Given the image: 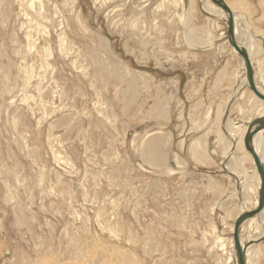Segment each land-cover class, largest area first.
I'll list each match as a JSON object with an SVG mask.
<instances>
[{
	"label": "rangeland",
	"instance_id": "1",
	"mask_svg": "<svg viewBox=\"0 0 264 264\" xmlns=\"http://www.w3.org/2000/svg\"><path fill=\"white\" fill-rule=\"evenodd\" d=\"M49 1L54 5L46 9L47 19L24 3L20 8L17 0H9V8L0 5L8 15H0V264H122V249L136 257H128L129 264H227L213 238L229 232L244 204L224 165L219 135L226 137V119L253 118L251 94L245 86V99L236 94L221 117L224 106L193 105L197 93L207 102L204 93L223 76L219 70H231V62L235 82L241 76L238 56L222 42L224 22L202 9V0H76L72 6ZM223 1L234 9L231 0ZM243 1L253 20L264 15L256 0ZM190 13L193 27L186 21ZM77 14L89 33L80 32ZM63 18L70 24L68 47L74 49L60 55L56 35ZM210 20L218 27L211 28ZM187 25L203 30L197 40L209 39V33L215 40L192 46ZM253 25L264 31V19ZM43 28L51 35L49 57L41 50ZM28 30L38 41V54L24 50ZM252 32L262 48L264 34ZM202 50L226 54L214 59L216 52L196 53ZM261 59L264 52L254 62ZM111 64L128 70L113 76ZM130 72L143 73L146 82ZM148 134L161 141L165 165L160 168L145 167L139 157ZM196 140L205 152L193 150ZM49 141L67 163L54 160ZM244 166L250 174L254 164L246 159ZM246 194L254 199L253 192ZM18 203L28 222L23 227L13 215ZM248 234L258 237L245 227L242 236ZM260 242L255 264H264V237ZM232 250L227 247V254Z\"/></svg>",
	"mask_w": 264,
	"mask_h": 264
},
{
	"label": "bare ground",
	"instance_id": "2",
	"mask_svg": "<svg viewBox=\"0 0 264 264\" xmlns=\"http://www.w3.org/2000/svg\"><path fill=\"white\" fill-rule=\"evenodd\" d=\"M181 2V0H178V2ZM202 9H204L206 12L213 14L215 17H217L219 20H221L222 22L225 21V14L218 9L215 5H213L209 0H202ZM223 1V0H222ZM64 4L66 5V3H70V5L72 6L76 0H63ZM225 3V5L229 8L231 14H232V18H233V23H234V36H235V40L237 43L241 44L245 50L246 53L248 55V58L250 60L251 66L253 68V72H254V76H253V81L258 89L259 92L264 93V77L262 75H264V59H261L259 61L254 62V58L261 54L262 52H264V46L261 48L259 46V43L261 41H258L255 38H252L254 35L250 34L249 32V26H248V21L246 16H244L243 14H239V13H235L233 12L235 9H232L229 7V5L226 4L225 1H223ZM1 3L4 5H8L9 8V0H0V5ZM25 4L28 8L30 9H34L36 12L38 13V16H41L43 19H47V12L46 9L48 8L49 5H54L52 4L49 0H17V4L18 6L21 8L22 4ZM2 7V6H1ZM188 7V6H187ZM234 7V6H232ZM6 8V9H8ZM55 9L56 6H54ZM205 12V14H206ZM188 13V12H187ZM186 14V13H185ZM0 15L3 17H7L8 15L6 13H2L1 9H0ZM191 13L188 14L186 16V21L187 23L191 22L190 18H191ZM213 16V17H214ZM27 17V16H25ZM40 17V18H41ZM188 17V20H187ZM212 18V17H211ZM50 19V18H49ZM76 25L79 28L80 32H88L89 28L86 27L85 24H83V21L80 19V15L77 14L76 15ZM260 19V18H259ZM28 21V20H27ZM52 22V21H50ZM42 23V21H41ZM45 23V22H44ZM210 23V27L214 29V27H218V25L216 24V22H214L213 20L209 21ZM49 24V23H48ZM225 24V23H224ZM45 25V24H44ZM58 25V24H57ZM191 27H193L191 25V23L189 24ZM188 26V25H187ZM190 26H188V30H187V34H188V41L191 43L192 46H199L197 44H202L203 42H212L214 39V37L211 35V33H209V39H205L200 41L199 39L197 40V37H195V35H199L202 33V31H200V29H194L191 28ZM59 30L60 33L58 35H56L57 37V43H58V53L60 55L65 54L69 51L72 52V50L74 48H70V46L68 47V33H66V31L69 29L70 30V24L68 22V20H64V18L59 21ZM190 27V28H189ZM30 28V27H29ZM46 28V27H45ZM45 28L42 29V34H41V39L43 42V47L41 48V50L44 52L46 57H49V55H52V49L50 47V43H51V35L49 34V32H47L45 30ZM31 30V29H30ZM56 30V29H55ZM258 30V29H257ZM39 31V30H38ZM41 31V30H40ZM206 31V30H205ZM89 33V32H88ZM226 35V33H225ZM25 46H24V50L26 51V54H38L39 52H37V45L36 43H38L37 39H35L34 35L28 30L25 32ZM100 41L104 42L105 44H107L105 41H103L102 39H100ZM223 43H228L226 41V39H224L222 41ZM261 44V43H260ZM73 47V46H72ZM97 49V48H96ZM196 49V48H195ZM100 50V49H98ZM232 53L235 56H238L237 53L233 50V48L231 47ZM101 51V50H100ZM105 51V50H104ZM78 53V52H77ZM95 54V53H94ZM100 54V53H99ZM28 56V55H27ZM92 56V54H91ZM101 56V55H100ZM45 57V58H46ZM79 57V56H78ZM93 57V56H92ZM115 57V56H114ZM40 58V57H39ZM239 58V57H238ZM49 60V59H48ZM100 60V59H99ZM239 61L241 62L240 64V68H241V76L240 73L237 76V78H239V81L237 79V85L234 92V96L236 94H238V99H243L246 95V89H244L245 87V80H244V68H243V63L241 61V59L239 58ZM113 63V62H112ZM256 63V64H255ZM96 64V63H95ZM117 65V64H116ZM42 66V65H40ZM76 66V65H75ZM103 66V67H102ZM120 66V65H119ZM100 67V66H99ZM101 69V73L105 72L106 70V66L104 67V65H101L100 67ZM109 71L110 74H112L113 76H119L122 75V73L125 71L127 72V70H123L122 67H118L115 66L114 64L109 65ZM81 71V70H80ZM86 72V71H85ZM83 73V72H82ZM81 73V74H82ZM129 74L131 75H136L140 80L142 79L143 82L145 81V77L144 74L142 73H133L130 72ZM83 75V74H82ZM101 75V74H100ZM111 75V76H112ZM31 76V75H30ZM123 76V75H122ZM135 76V77H136ZM146 76V75H145ZM86 77V76H85ZM28 79L30 80V77H28ZM27 79V80H28ZM86 79V78H85ZM135 79V78H134ZM137 79V78H136ZM119 82L121 81V78L119 77L118 79ZM89 81V80H88ZM91 82V81H90ZM95 82V81H94ZM235 82V83H236ZM117 87V86H116ZM128 91L131 92V85L128 84ZM243 87V90L239 92V89ZM247 87V86H246ZM117 89V88H116ZM118 92V91H116ZM54 94V93H53ZM128 94V93H127ZM250 98H249V112L251 115H253V118H248L247 120H245V122L243 123H239V122H230L229 120L226 119L225 124H224V129L223 132L225 133L222 136L221 134L219 135L220 138V143L223 146V157L226 158L228 161H226V163L224 164L225 167H227V170L229 172H231V174L235 177V185L236 182L238 184V189L240 187V191L241 194L243 196V203L242 205H246V206H242L241 210L239 211H248V210H252L255 208L256 204H257V186H258V177L256 174V170L255 167L252 168L251 173L249 174V172L245 169L244 163L246 161V159H249L251 164H253L252 161V157L251 155L246 152V150L243 149V136L245 134L247 125L255 118H259V117H264V101H261L259 99H257L253 93L251 91H249ZM27 99V98H26ZM29 99V98H28ZM245 99V98H244ZM100 102V101H99ZM102 103V102H101ZM156 103V102H155ZM232 104V103H231ZM230 104V107H231ZM240 105V104H239ZM101 106V105H100ZM236 106V105H235ZM97 107V106H96ZM154 107H159V103H156L154 105ZM237 112L239 114L243 113V109L240 106H237ZM103 108V107H102ZM226 107H223L220 114V117L223 115L224 111H225ZM229 109V107H228ZM103 110V109H102ZM165 110V109H164ZM159 114L161 115V113H163V109L158 110ZM166 112V111H164ZM103 116V115H102ZM113 116V115H112ZM111 116V117H112ZM115 118V116H113ZM51 126V125H50ZM49 126V127H50ZM223 133V134H224ZM57 139V138H56ZM232 141V142H231ZM137 142V141H136ZM51 143V144H50ZM49 148L51 150V153L54 157V160L57 163H67V160L63 157L64 153L61 154V152L59 150L56 151V148L54 147L53 149V142L49 141ZM161 144V141H159L158 138L154 137L153 134H148L144 139H143V143H142V147H141V151H140V155L139 157L141 158V161L143 162V165H145V167L147 166L150 169H156V168H160L161 166L165 165V156L159 152L158 150V146ZM205 144H203L201 141L196 140L194 142V146H193V150L197 152L201 151V152H205L206 148L204 146ZM252 146L253 149L255 151V153L257 154V156L259 157L261 163L263 164V169H264V162H263V146H264V131L258 132L252 140ZM89 152V151H88ZM91 154V153H90ZM51 155V156H52ZM86 157V156H85ZM71 163V161H68ZM176 163L179 164L180 160H176ZM176 166V165H175ZM177 167V166H176ZM181 167V166H179ZM54 170V169H53ZM5 171V170H4ZM167 175H173L174 172L172 170H168L166 172ZM247 175H250L247 179ZM166 176V175H165ZM45 182V181H44ZM257 183V185H256ZM4 184H7V182H4ZM256 185V186H255ZM85 186V185H84ZM43 187V186H42ZM48 187V185H46V188ZM45 189V188H44ZM51 189V188H50ZM48 190V189H47ZM49 192V191H48ZM247 192H253L254 194V199L251 200L248 196H247ZM147 194V193H146ZM6 199L9 197V199H12V193L9 191V189H6ZM14 195V194H13ZM236 196V195H235ZM230 197V196H229ZM232 197H234V193L232 195ZM241 197V196H240ZM14 198V197H13ZM242 198V197H241ZM240 198V200H241ZM31 199V198H30ZM6 204H8V202H6V200H3ZM30 201V200H29ZM137 203V202H136ZM139 204V201H138ZM217 204V203H216ZM140 206V205H138ZM23 206H21L20 203H18V205H16V207L13 209V215L16 219V222L18 223L19 227H23L25 225H27V220L25 218V216L23 215ZM221 207V206H220ZM222 208V207H221ZM133 211V209H132ZM33 213V212H32ZM133 213H135L133 211ZM238 215V214H237ZM237 215H235V217L232 220V223L229 227V232L228 234L231 235L229 239V243H230V249L232 250L233 247V241H232V233H233V222L235 220V218L237 217ZM134 217L137 218L136 215H134ZM31 218H34L35 221V217L33 214H31ZM101 219V218H100ZM138 219V218H137ZM104 220V219H103ZM33 221V220H32ZM107 221H105L106 223ZM140 222V221H139ZM137 221V223H139ZM153 222V221H152ZM124 223V222H123ZM263 224V226L261 227V225ZM29 226V225H28ZM152 227V224L149 221L147 231L145 232L147 234V245H148V249H144L146 250L148 256L151 255V250H153V244L154 241L151 237V232H150V227ZM107 227V226H106ZM155 226L153 225V228ZM245 227L246 230L249 231L251 230V232H253L254 234L257 233L258 237L252 238L250 236V234H248L249 236L247 237H243L242 236V232L245 231ZM100 228V227H99ZM102 228V227H101ZM108 228V227H107ZM29 230L31 229V226L28 228ZM111 229V228H110ZM40 230V229H39ZM213 231V230H212ZM121 232V231H120ZM222 231H220L219 234L223 235V233H221ZM67 233V231H66ZM69 233V232H68ZM111 233V232H110ZM114 233V232H113ZM132 233V232H131ZM213 233V232H212ZM218 233V232H217ZM69 236V235H68ZM133 236V235H132ZM128 237V236H127ZM264 237V209L262 210V212L259 215H256L255 217L246 220L240 228V232H239V240L241 245L246 244L247 242H255L253 244H251L250 246L247 247V249L245 250V264H255L256 263V258L259 256L260 252V248H261V242L258 243L262 238ZM221 239V238H220ZM36 241L40 240V237L35 236ZM137 240V238H136ZM257 241V242H256ZM131 242V241H130ZM125 244H128V240L126 239V242H124ZM133 243V242H132ZM227 243V242H226ZM133 245H135V243H133ZM151 245V246H149ZM136 246V245H135ZM123 248V247H122ZM150 248V249H149ZM223 248V247H222ZM80 249V248H79ZM118 249V248H117ZM119 250V249H118ZM128 249H122L120 250L122 254L121 257H123V262L122 264H129V258L131 257V259H136L135 255H132V253L129 251H127ZM224 253V252H223ZM81 255V254H80ZM228 255V254H226ZM66 256V255H65ZM79 256V255H78ZM229 258L228 260L235 264V257H234V251L232 250L229 254ZM82 257V256H81ZM139 260V259H138ZM228 262V261H227ZM138 264H142V263H138ZM156 264V263H155Z\"/></svg>",
	"mask_w": 264,
	"mask_h": 264
},
{
	"label": "water",
	"instance_id": "3",
	"mask_svg": "<svg viewBox=\"0 0 264 264\" xmlns=\"http://www.w3.org/2000/svg\"><path fill=\"white\" fill-rule=\"evenodd\" d=\"M213 5H215L218 9H220L225 14V25H226V35L225 39L228 44L233 48V50L237 53L238 57L241 59L244 68V80L245 86L253 93V95L264 101V93L258 91L254 81H253V68L251 66L250 60L246 53L245 48L236 42L234 36V23L232 14L229 8L225 5L222 0H209ZM243 90V87L239 89V92ZM231 100L228 102L224 115H227L228 107H230ZM264 131V117H259L253 119L246 128L245 134L243 136V148L251 155L252 161L256 170V174L258 177V190H257V204L254 209L248 211H242L238 213L237 217L233 222V233H232V241H233V251H234V259L235 264H245V250L248 246L255 242H247L244 245H241L239 240V232L241 225L248 219L259 215L264 209V169L263 164L261 163L259 157L255 153L252 140L253 137L258 133ZM236 190H238V184L236 182L235 185ZM257 242V241H256Z\"/></svg>",
	"mask_w": 264,
	"mask_h": 264
},
{
	"label": "crops",
	"instance_id": "4",
	"mask_svg": "<svg viewBox=\"0 0 264 264\" xmlns=\"http://www.w3.org/2000/svg\"><path fill=\"white\" fill-rule=\"evenodd\" d=\"M262 1L261 0H256L255 2L258 5V8L264 10V3ZM231 5L234 6L235 10L242 9L246 13H248L247 10H249V8L244 6V1L243 0H231ZM241 7H243V8H241ZM239 14H241V12ZM242 14H244V13H242ZM246 17H248L250 19L249 22H250V24H252V30L254 32H258V34L259 33L264 34V31H262L260 29V27L258 28L256 25L255 26L253 25V23L258 24L260 22V20L263 21V19H264V15L263 14L260 15V19L258 18L256 20H253L250 17L249 13L247 14ZM249 29H250V26H249ZM252 30L249 31L250 34L253 33ZM213 52H216L215 56H213V54H212ZM196 53H201L202 55H206V54L211 55L212 54V57L214 59L222 58V57H224V54H226V52H224V51L223 52H221V51L218 52V50L217 51L202 50L201 52H196ZM230 57H231V61H235L233 56H229V54H228L227 58H230ZM233 63L234 62H231V70H230V67H226V69H224V71L222 70V72L219 70V72L217 74H219L220 76L223 75L224 77L222 76L223 77V78L221 77L222 79L221 78H217V79H219V80H217L218 81L217 83H214V80H215L214 79L213 83L210 85L209 89L206 90V92L204 93V96L206 97L205 100L207 102H204L203 98L199 99V97H198L199 93H197V97H195V102L193 103V105L198 106V107L199 106H211L213 108H216L218 106L226 107L230 100H231V103L236 101L235 96H234V92H233L235 90V86H236V83H235V72H236L235 69H236V67H235V64L232 65ZM230 80H231V83H229ZM202 114H203V112H202ZM211 232H212V229H211ZM214 234L215 233L213 232L212 235H214ZM218 235H219V236H217L218 238L217 237L213 238V244L212 245H213V247H216L217 251L220 252L222 255L223 254H227L226 249H227V247L230 248L229 239H231L230 238L231 235H229L228 233L226 234L224 232H223V235H221V234H219V231H218ZM232 249H233V247H232ZM227 256H229V253H228ZM227 256H226V259H225V263L229 264V262H227L228 261Z\"/></svg>",
	"mask_w": 264,
	"mask_h": 264
}]
</instances>
